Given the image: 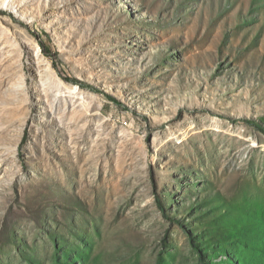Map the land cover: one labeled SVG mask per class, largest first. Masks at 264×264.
<instances>
[{"label": "rangeland", "instance_id": "374dc122", "mask_svg": "<svg viewBox=\"0 0 264 264\" xmlns=\"http://www.w3.org/2000/svg\"><path fill=\"white\" fill-rule=\"evenodd\" d=\"M200 258L264 264V0H0V264Z\"/></svg>", "mask_w": 264, "mask_h": 264}, {"label": "trees", "instance_id": "16d2710c", "mask_svg": "<svg viewBox=\"0 0 264 264\" xmlns=\"http://www.w3.org/2000/svg\"><path fill=\"white\" fill-rule=\"evenodd\" d=\"M75 83L81 85L77 80H75ZM113 102L116 103V104H120V103H119L117 100H115V99H113ZM156 203H157L158 206L160 207V210H162V208H161V206H160V204H159V200H158V198L156 199ZM191 245H192V247H194V248L196 249L195 244H194L193 242H191ZM200 262H201L202 264H204V263L202 262L201 258H200Z\"/></svg>", "mask_w": 264, "mask_h": 264}]
</instances>
